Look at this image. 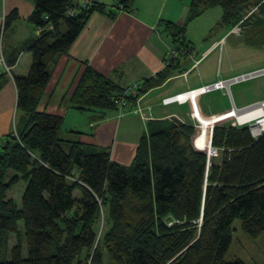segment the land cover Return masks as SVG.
Returning a JSON list of instances; mask_svg holds the SVG:
<instances>
[{
	"label": "trees",
	"instance_id": "16d2710c",
	"mask_svg": "<svg viewBox=\"0 0 264 264\" xmlns=\"http://www.w3.org/2000/svg\"><path fill=\"white\" fill-rule=\"evenodd\" d=\"M134 2L78 8L73 0H33L28 22L42 31L5 60L22 117L15 133L0 140V264H245L224 261L233 222L251 239L264 233V134L254 139L249 126L215 124L210 146L217 162L195 149L192 124L152 120L125 166L112 161L109 148L62 136V116L40 110L50 70L91 16L113 20L131 13ZM250 7L264 12V1L192 0L186 24L219 8L223 25L235 26ZM19 19L17 9L4 16L0 54L1 36ZM165 26L172 45L179 32L186 34L171 22ZM157 76L143 80L138 95L168 79L162 71ZM123 91L87 67L67 98L73 109L103 118ZM20 181L18 207L6 194ZM10 235L17 239L9 250Z\"/></svg>",
	"mask_w": 264,
	"mask_h": 264
},
{
	"label": "crops",
	"instance_id": "0c3cea01",
	"mask_svg": "<svg viewBox=\"0 0 264 264\" xmlns=\"http://www.w3.org/2000/svg\"><path fill=\"white\" fill-rule=\"evenodd\" d=\"M29 1L30 11L24 16L21 15L19 8L12 6L18 11L19 21L23 20L27 23L26 26H22L18 21L12 26L13 38L3 48L5 60L26 39L35 34L34 27L28 22V17L34 8L32 0ZM175 1L170 4V0H140L138 4V0H135L136 7L131 13L118 12L113 20L103 13H94L91 16L68 55L60 56L50 70L51 78L40 104L41 111L63 116L62 134L73 133L74 139L80 143L109 148L112 161L125 166L131 164L148 123L130 110L122 116H118L115 111L109 112L103 118L99 117L100 112L75 110L70 107L67 97L70 94L69 90L87 66L123 89L146 78L155 77L161 72L164 61L169 58L170 50L174 49L165 25L174 21L184 22L189 12L187 5L180 11L182 0ZM92 2L110 8L113 0H73V4L78 8H83ZM151 2L158 4L154 5ZM167 7H170L169 13H165ZM178 9L177 16L171 14ZM6 13L4 8L2 13L0 9V29ZM18 34L22 35L16 40ZM213 48L214 51L218 49L217 45ZM209 52L202 53L204 59L211 55H208ZM182 63L185 62L182 60ZM186 67H190V64L184 65L182 72L187 71ZM0 72H3L1 65ZM188 76L189 74L186 77H179L184 83L177 87L169 86L176 78L170 79L143 96V106L152 108V120L168 117L176 112L180 114L186 110L188 104L163 105L162 100L201 87H196L194 82L190 83L187 80ZM197 83L208 86L200 79ZM215 83L217 82L212 84ZM16 99L17 91L13 79L7 75L2 76L0 78V140L14 134L18 127L17 122L22 117L16 109ZM200 110L202 111V108ZM203 114L208 116L206 112ZM68 118L71 119L72 124L66 127L65 122Z\"/></svg>",
	"mask_w": 264,
	"mask_h": 264
},
{
	"label": "rangeland",
	"instance_id": "374dc122",
	"mask_svg": "<svg viewBox=\"0 0 264 264\" xmlns=\"http://www.w3.org/2000/svg\"><path fill=\"white\" fill-rule=\"evenodd\" d=\"M173 1L176 2L175 0H170V4L173 3ZM191 1L192 0H182V3L180 2V11H182L186 5V7L189 9ZM139 2L140 0H138V4ZM151 3L154 5L158 4L156 2ZM30 4L31 3L29 0H0V9L2 13L4 8V10L7 11L6 15H9L11 11H13L12 6H15L20 9L21 15L24 16L26 13H28V11H30ZM135 7L136 3L134 2L133 10ZM169 11L170 7H167L165 9V13H169ZM178 11L179 9L174 13H170L177 16ZM75 13L76 11L72 10V15ZM221 17V10L219 8H215L207 11L199 18L194 19L187 24L185 22L187 21L186 19L184 22H172L174 25H176L177 31H180L181 29L185 30L186 28L184 31L186 34L179 32L176 35L175 38L178 39L179 42L173 45L175 52L173 49L170 50L169 58L164 61L162 68L164 76L167 75V80L176 78L175 81L170 83V87H177L183 84V79L179 77H186L187 74H189L187 80L190 83L194 82L196 87H203L202 84H196L199 79L202 80L203 84L207 83L205 85H208L209 88L214 87V84L212 83L215 81L219 84L229 83L228 86L223 85L219 90H212L210 92L204 93L203 95L196 96V107L201 117L205 119H219L225 115H229L227 118L215 121L210 126L208 124L209 127L207 129V134L209 135V141L211 140V128H213L215 124L240 126V122L234 114L235 109H242L248 106L257 105L264 101V12H261L260 9L258 10L257 7H250L244 13L243 19L238 24L229 27L223 25ZM260 21H262V23H260ZM19 23L22 26H26L27 22L21 20ZM41 31V28L35 29L34 35H39ZM13 35L14 30L12 27L5 31L3 36H1V48L6 47L11 42ZM21 35L18 34L16 40H19ZM214 45H217L218 47L216 51H214ZM3 51L4 49H2V54H0V65L3 69L1 76L7 75L13 79L10 69L6 66ZM207 51H210L208 55H210L212 51L214 52L209 57L204 59L203 54ZM182 60L186 64H190V67H186L187 71L190 69L188 72L186 70L184 73L182 72V67L186 65L185 63H182ZM157 75L152 78H158ZM247 76L249 78L246 80L239 81L240 79H243ZM159 77L161 78V76ZM236 79H239L238 82H236ZM142 81L126 89L122 88L124 90L122 94L114 99L113 103L114 106H116L115 112L118 114V116H122L130 110L138 114V116L145 120L146 123L152 121V108L146 105L143 106L142 98L144 95H138L139 85L142 83ZM75 85L76 82L72 86V89L69 90L70 94ZM129 94L132 95V98H135L133 101H130L128 98H126V95ZM119 101L125 103L124 107H126V111L123 114H121L120 110L118 109V107H120L118 103ZM186 104H188V106L185 107L186 110L180 112V114L176 112L175 114L169 115L168 117H162L158 120L174 117L185 124H192L195 127L196 136L198 134V128H200L202 124L197 118L194 117L196 108L193 106V102L188 100ZM199 107L200 109L202 108V111L199 109ZM138 109H140L141 112L138 111ZM204 112H206L208 116H205L203 114ZM68 124H72L70 118H68V120L65 122V126L68 127ZM254 125L255 123H252V125L249 126L250 133L253 136L256 134L257 129H259V127L254 128ZM20 127L22 129L23 125L21 124ZM263 134L264 132L261 135H256L255 137L259 138ZM62 136L66 135L62 134ZM212 152H210V156L219 162L220 155H218L215 149H213ZM24 189L25 183L20 181L9 190V192L6 194V199L12 200L19 207ZM74 195L76 198L79 197L78 192ZM101 224L105 226L103 220ZM101 228L103 230L105 229L103 226ZM232 228L234 229L232 232V243L228 253L224 258V261L231 263L236 260H240L245 264H264V233L257 239H251L242 232L241 222L239 220H235L233 222ZM19 229H22V225L20 224ZM16 239L17 237L15 235H10L8 241L9 250L15 246Z\"/></svg>",
	"mask_w": 264,
	"mask_h": 264
},
{
	"label": "bare ground",
	"instance_id": "6f19581e",
	"mask_svg": "<svg viewBox=\"0 0 264 264\" xmlns=\"http://www.w3.org/2000/svg\"><path fill=\"white\" fill-rule=\"evenodd\" d=\"M223 85L228 86L229 83H224V84H222V86ZM200 92L201 91H195L192 94L188 93V94L182 96L181 99L186 100V103H187V99H189L190 101L193 102V106H195V108H196V111L194 112V117L197 118L199 120V122H201V124H202L201 127L198 128V131H197L198 134L194 138V147L198 150H202L206 153L207 152L210 153L213 151V149L210 147V141H209V135L207 134L208 133L207 129L215 121L227 118L229 115H225L219 119L218 118L205 119V118L201 117L199 115L197 107H196V96H198V94ZM186 103H183V104H186ZM263 105H258L256 107H254L253 109L243 111L242 113L238 112L235 109V113H234L235 117H237V119L239 120L240 123L251 121V120L255 119L257 116H260L261 111H264ZM208 124H209V126H208Z\"/></svg>",
	"mask_w": 264,
	"mask_h": 264
},
{
	"label": "built area",
	"instance_id": "2783aa9c",
	"mask_svg": "<svg viewBox=\"0 0 264 264\" xmlns=\"http://www.w3.org/2000/svg\"><path fill=\"white\" fill-rule=\"evenodd\" d=\"M8 68V67H7ZM254 76H257V75H254ZM253 76V77H254ZM239 79H236V82H238ZM243 79H240L239 81H242ZM214 87L212 88H209L208 86H203V87H200L198 89H195V90H190L189 92H186V93H182V94H178L176 96H173V97H169V98H166L162 101V104L163 105H170L172 103H178V104H183V103H186V100H182L181 97L188 94V93H194L195 91H201L199 95H203L204 93L206 92H210L212 90H219L222 88V83L219 84V83H216L213 85ZM189 99H187L188 101ZM119 106L118 109L120 110L121 114H123L125 111H126V107L125 106V103L124 102H121L119 101ZM264 104V101L263 102H260L259 104L257 105H252V106H248L246 108H242V109H236L238 112H243V111H246V110H250V109H253L254 107L258 106V105H263ZM264 106V105H263ZM138 111L141 112L140 109H138ZM252 123H255V125L253 126L254 128L255 127H259V129H257L256 131V134H254V136L252 135V137L254 139H257V137H255L256 135L258 134H262L264 132V111H261V114L260 116H257L255 119L251 120V121H248V122H243V123H240V126H251Z\"/></svg>",
	"mask_w": 264,
	"mask_h": 264
},
{
	"label": "water",
	"instance_id": "95a60500",
	"mask_svg": "<svg viewBox=\"0 0 264 264\" xmlns=\"http://www.w3.org/2000/svg\"><path fill=\"white\" fill-rule=\"evenodd\" d=\"M247 78H249L248 76L247 77H244L243 80H246ZM212 129V128H211ZM212 131V130H211ZM210 136H211V133H210ZM213 153V152H212ZM211 153H208V156H210Z\"/></svg>",
	"mask_w": 264,
	"mask_h": 264
}]
</instances>
